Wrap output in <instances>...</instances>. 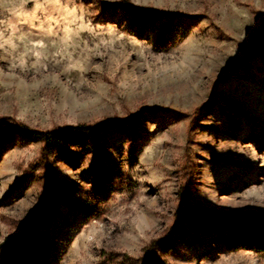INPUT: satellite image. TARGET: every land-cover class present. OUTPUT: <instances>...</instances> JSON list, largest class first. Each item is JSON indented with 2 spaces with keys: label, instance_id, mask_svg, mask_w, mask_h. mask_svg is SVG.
<instances>
[{
  "label": "rangeland",
  "instance_id": "rangeland-1",
  "mask_svg": "<svg viewBox=\"0 0 264 264\" xmlns=\"http://www.w3.org/2000/svg\"><path fill=\"white\" fill-rule=\"evenodd\" d=\"M116 1L0 0V129L109 125L0 139V245L32 214L12 264H264V0Z\"/></svg>",
  "mask_w": 264,
  "mask_h": 264
},
{
  "label": "trees",
  "instance_id": "trees-1",
  "mask_svg": "<svg viewBox=\"0 0 264 264\" xmlns=\"http://www.w3.org/2000/svg\"><path fill=\"white\" fill-rule=\"evenodd\" d=\"M104 9L114 10L120 9L124 10L132 16H162V13L148 9L145 7H138L132 5L128 0H119L111 4L102 5ZM154 20H148L144 26H149L148 24H153ZM106 123H99L95 125H77L74 127L66 126L59 130H52L47 132L32 131L23 126H13L5 129H0V139L6 136H13L16 133H21L24 137L37 138L41 140L45 149H50L52 144L58 141H68L74 144L84 143L85 139L89 135H95L100 130L108 127ZM184 192V191H183ZM180 194V212L185 213L186 201L183 195ZM34 215L30 214L29 217L23 223V228L21 232L13 238H7L0 245V264H12V258L16 248H20L26 254L32 252L30 250L29 240L33 237V225H34ZM172 239L170 236H166L157 240H153L147 245L143 250L142 264H165L159 257V252H168L171 248Z\"/></svg>",
  "mask_w": 264,
  "mask_h": 264
}]
</instances>
